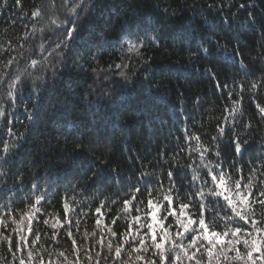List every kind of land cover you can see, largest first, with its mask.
<instances>
[{
  "label": "trees",
  "instance_id": "trees-1",
  "mask_svg": "<svg viewBox=\"0 0 264 264\" xmlns=\"http://www.w3.org/2000/svg\"><path fill=\"white\" fill-rule=\"evenodd\" d=\"M3 3L4 0H0V4ZM41 3L46 6L41 19L37 21L23 15ZM51 3L52 0H21V10L15 0H8L11 7L0 8V73L10 71V79L23 73L14 101L9 102L7 98V84L0 85V107L12 121L13 132L17 136L25 134L15 141L7 135L5 117H0V141L20 145L7 155V162L0 159V170L6 173L0 176V205L11 197L13 208L23 209L31 202L26 197L40 195L48 184H53L49 192L54 195L42 201L43 214L33 227L41 232V243L46 247L70 252L71 241L64 235L67 226L60 229L59 243L53 245L52 229L43 224V219L50 213H59L60 219H64L61 197L66 194L76 209L74 214L70 213V219L77 242L84 245L99 239V229L95 237L87 240L83 233L85 229L93 231L94 210L112 188H106L96 199H91L96 195V185L82 192L81 189L91 183L92 171L103 168L107 174L116 168L127 179L142 163H155L159 151L167 149L171 155L178 143L187 151L188 145L183 143L184 129L189 133L207 130L215 135L212 127L215 118L222 116L223 106L230 101L227 90L222 92L217 88L204 69L213 68L217 73L215 79L226 81L230 87L233 79H243L246 83L242 101L244 116L238 119L255 117L253 124L257 123L255 102L264 105V88L249 90L247 85L264 76V58L260 56L264 53L261 48L264 0H90L94 7L90 14L81 17L77 25L81 29L80 36L73 42L74 50L67 51L63 60L57 52L66 50L63 46L57 49L56 45L65 38L64 26L51 24L50 17L58 18V23L65 18L66 10L62 0H55L54 7ZM240 4L246 7L239 9ZM164 7L169 9L167 15L161 12ZM146 27L153 29L149 36L158 34V46L149 44L136 55L127 51V41L123 47L118 43L124 32L131 29L134 34L142 35ZM212 32L214 39L222 44L228 40L229 51L239 37L244 57L235 67L214 47L210 56L190 60L188 50L195 51L203 44L202 37L206 39ZM88 47L91 52L85 50ZM102 47L107 49L103 55L91 59ZM77 56L81 60L78 61ZM12 57H16V62L5 69L4 65ZM33 60L37 61L35 66H32ZM115 64H121V69H116ZM197 68L200 71H196ZM120 71L130 80L125 82ZM33 83L41 86L43 95L36 105L39 115L30 121L28 110L37 101V95L31 91ZM201 139L207 144L209 135L204 134ZM261 140L264 133L257 135V147ZM81 143L86 146L91 143L93 148L81 151L78 149ZM105 145L111 148L110 152ZM191 145L194 148L196 141H191ZM105 161H108L107 167H104ZM181 162H188L183 154ZM148 170L161 171L160 168ZM163 171L166 173L167 169ZM188 177H191L190 170ZM57 180L58 187L55 186ZM34 184L40 191L30 192ZM74 185H78L75 190ZM13 193L17 194L13 196ZM72 197L82 203L76 205ZM118 207L111 206L106 222H110ZM0 211L6 209L0 208ZM82 211H88L89 215L82 217ZM104 211L106 209H102ZM132 214L135 215V211ZM76 219L81 220L79 232L75 228ZM118 223L117 230L126 227L123 219ZM11 228L10 224L7 231ZM0 255H7L6 245H0Z\"/></svg>",
  "mask_w": 264,
  "mask_h": 264
},
{
  "label": "snow or ice",
  "instance_id": "snow-or-ice-1",
  "mask_svg": "<svg viewBox=\"0 0 264 264\" xmlns=\"http://www.w3.org/2000/svg\"><path fill=\"white\" fill-rule=\"evenodd\" d=\"M15 5L22 10L21 0H15ZM50 6H55V0H52ZM62 6L66 10L63 20L57 23L58 18L50 17L51 24L64 26L65 38L56 45L57 49L63 46L66 50L57 52L61 60L67 51L74 50L73 42L79 38L81 31L77 25L82 16L90 14L94 5L90 0H62ZM8 7H11L8 0L0 4V8ZM238 7L243 9L246 5L240 4ZM161 12L167 15L169 9L164 7ZM45 13L46 6L41 3L33 7L30 13L25 12L23 15L38 21ZM175 14L173 11V15ZM261 27L264 28V24ZM150 31L153 29L146 27L141 35L138 32L134 34L130 29L122 34L118 43L123 47V43L127 41V51L140 55L141 49L147 45L158 46L160 43L158 34L149 36ZM214 35L212 32L206 39L202 37L203 44L208 47L201 44L195 51L188 50L190 60L198 59L201 55L210 56L213 47L218 54H223L226 62L230 60L233 67L243 60L244 52L240 47L239 37L235 38L236 43L229 51L228 40L222 44L220 40L214 39ZM261 48L264 49V44ZM85 50L91 52L90 47ZM106 50V47H102L92 54L91 59L103 55ZM260 56L264 58V53ZM77 60H81V57L77 56ZM14 62L16 57L9 59L4 68L10 69ZM31 63L35 66L37 61L33 60ZM79 66L82 65L78 64ZM114 67L121 69L122 65L115 64ZM92 71L96 72V69ZM196 71L200 69L197 68ZM204 71L214 79L217 88L222 92L227 90L230 101L223 106L222 116L215 118L216 123L212 126L215 135L207 133V130L205 133H189L184 129L183 143L188 145L187 151L179 143L171 155L167 149L159 151L155 163H142L127 179L116 168L107 174L103 168L92 171L89 177L91 183L81 189L82 192L96 185V195L91 197L96 199L106 188H112L107 196L99 200V206L94 210L93 231L85 229L83 233L87 240L95 237L96 230L99 229V239L84 245L77 242L70 219V213L74 214L76 209L66 194L61 197L64 219H60L59 213H50L43 219V224L52 229L50 239L53 245L59 243L60 229L67 226L64 235L71 241L70 252L67 249L57 250L54 246L46 247L41 243V232L33 227L34 222H40V215L43 214L40 207L42 201L48 195H54L49 192L54 187L53 184H48L40 195L26 197L31 202L26 203L23 209H14L13 200L9 197L6 204L0 205V208L6 209L0 211V245L7 247V255H0V264H264V140L260 141L258 147L255 143L257 135L264 133V124L261 123L264 122V105L259 101L255 102L259 117L256 124H253L255 117L238 119L244 116L242 101L246 83L243 79H233L230 87L226 81L215 79L217 73L213 68H206ZM22 74L10 79V71L0 73V85L7 84L6 95L9 102L16 98L15 89ZM119 75L125 82L130 80L124 71H120ZM247 87L249 90L264 88V76L258 82H249ZM31 91L37 95V101L28 110L27 118L30 121L38 117L36 105L41 102L43 95L41 86L35 83ZM234 95L238 98L233 99ZM197 102L199 103V97ZM0 117H5L4 126L8 136L17 142L25 136L24 133L17 136L13 132L10 126L12 121L7 118L2 107ZM211 120L210 117L209 124ZM204 134L209 135L207 144L201 139ZM193 140L196 141L194 148L191 145ZM0 144V159L4 162H7V155L12 149L20 147L19 143L8 141H0ZM104 147L111 151L108 145ZM92 148L91 143L87 146L83 143L78 145L81 151ZM182 154L187 158V163L181 162ZM107 163L108 161L104 162V167H107ZM150 168H160L161 171H149ZM164 168L167 169L166 173ZM5 175L0 170V176ZM55 186H59V180ZM76 187L78 185H74L73 190ZM125 188L128 189L126 192ZM36 191L40 189L34 184L30 192ZM71 200L76 205L82 203L75 200V197ZM112 205L119 207L116 214L111 216L110 222H106ZM102 209L106 211L102 212ZM133 211L135 215L132 214ZM88 215V211L81 212L82 217ZM121 219L126 221V227L117 230ZM80 223L81 220L76 219L77 232L80 230ZM10 224L12 228L8 232Z\"/></svg>",
  "mask_w": 264,
  "mask_h": 264
}]
</instances>
